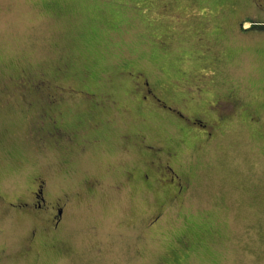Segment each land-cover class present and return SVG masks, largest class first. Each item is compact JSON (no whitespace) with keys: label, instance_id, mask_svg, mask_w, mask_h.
<instances>
[{"label":"rangeland","instance_id":"374dc122","mask_svg":"<svg viewBox=\"0 0 264 264\" xmlns=\"http://www.w3.org/2000/svg\"><path fill=\"white\" fill-rule=\"evenodd\" d=\"M0 264H264V0H0Z\"/></svg>","mask_w":264,"mask_h":264},{"label":"flooded vegetation","instance_id":"af4514ba","mask_svg":"<svg viewBox=\"0 0 264 264\" xmlns=\"http://www.w3.org/2000/svg\"><path fill=\"white\" fill-rule=\"evenodd\" d=\"M35 194H36V198H35L36 202L34 203L35 208H37V209L38 208H44V209L47 208L46 198L43 195V185L42 184H40L39 187L37 188V190H35ZM63 212H64V206H59L58 207V216H57L56 222L54 224V227L56 229H59L61 221L58 220V217L60 219L63 215ZM33 234H34V230H33Z\"/></svg>","mask_w":264,"mask_h":264}]
</instances>
